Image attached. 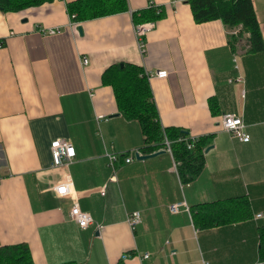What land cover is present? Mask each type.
<instances>
[{"label": "crops", "instance_id": "0c3cea01", "mask_svg": "<svg viewBox=\"0 0 264 264\" xmlns=\"http://www.w3.org/2000/svg\"><path fill=\"white\" fill-rule=\"evenodd\" d=\"M73 1L0 10V246L25 243L35 264L262 262L264 217L256 214H264V49L246 52L245 33L232 50L236 28L196 22L188 0H126V11L84 21L68 12ZM252 3L264 43V0ZM150 6L163 16L145 33L141 52L133 13ZM49 28L58 31L44 33ZM123 63L166 70L148 79L161 125L206 139L204 165L190 182L181 181L165 148L135 157L146 154L140 125L119 111L101 80L108 66ZM223 113L240 116L248 141L223 129ZM55 138L75 147L67 166L51 164ZM107 154L116 156L113 166ZM64 175L73 198L52 189ZM241 195L252 218L195 227L191 206ZM73 200L92 217L85 228L69 217ZM132 212L140 217L134 226Z\"/></svg>", "mask_w": 264, "mask_h": 264}, {"label": "trees", "instance_id": "16d2710c", "mask_svg": "<svg viewBox=\"0 0 264 264\" xmlns=\"http://www.w3.org/2000/svg\"><path fill=\"white\" fill-rule=\"evenodd\" d=\"M50 0H0V10L19 11ZM193 19L200 23L219 19L228 30V43L232 50L240 38L248 33L246 52L264 49L259 22L252 0H188ZM69 13L76 21L102 17L128 9L126 0H75L67 4ZM133 13V23L157 20L163 16L162 9L153 6ZM102 83L111 86L117 108L129 119L137 120L143 134L142 151L151 153L165 148L164 140L170 142L172 155L178 164V174L183 182H190L204 165V137L191 142V136L176 127H163L155 107L146 72L133 63L108 66L101 75ZM209 108L216 112V102L209 99ZM192 143L189 148L188 144ZM195 227L208 229L252 218L253 213L247 196H233L213 201H204L190 207ZM260 240L259 259L264 264V224L258 227ZM0 264H35L28 246L17 243L0 246ZM63 264H74L72 262Z\"/></svg>", "mask_w": 264, "mask_h": 264}, {"label": "built area", "instance_id": "2783aa9c", "mask_svg": "<svg viewBox=\"0 0 264 264\" xmlns=\"http://www.w3.org/2000/svg\"><path fill=\"white\" fill-rule=\"evenodd\" d=\"M74 17V14L71 15V18ZM134 34L138 41L139 48L141 52H144V35L147 31L153 28L155 25V20H148L144 22L134 23ZM44 33L52 34L58 31V29L49 28L44 30ZM3 42L0 40V48H2ZM88 61L87 58H83V64H86ZM147 78H151L153 76L163 78L167 75V71L163 69L156 70L155 72H146ZM240 80V78H237V81ZM220 123L224 130L229 132L233 137L238 138L241 141H248L249 135L244 131V124L240 118L239 115L235 113H223L220 117ZM196 137H191V142L196 141ZM165 149L169 151L171 154V148H170V142L165 139L164 140ZM192 146V143L188 144V147L190 148ZM50 154H51V164L53 167H60V166H67L69 165L75 156V147L74 145L65 138H55L50 143ZM109 158L110 165L113 166V163L116 159V156L113 154H107ZM131 159L130 157H126L125 161L129 162ZM179 162L175 160V165H178ZM52 189L54 190L55 194L59 197H74V191L72 189V184L70 177L68 175H64L57 184L52 186ZM178 204H171L170 210L172 212L177 211ZM69 217L70 219L74 220L80 228L87 227L92 222L91 215L83 211L79 204L73 200L72 205L69 210ZM257 218H263L264 214L258 213L256 214ZM139 213L138 212H132L128 214V223L131 226H134L136 223L139 222ZM148 253H144L143 257H147ZM259 264H263V262H260Z\"/></svg>", "mask_w": 264, "mask_h": 264}, {"label": "water", "instance_id": "95a60500", "mask_svg": "<svg viewBox=\"0 0 264 264\" xmlns=\"http://www.w3.org/2000/svg\"><path fill=\"white\" fill-rule=\"evenodd\" d=\"M122 66V64H120ZM209 149V147L206 148V151ZM165 150H157L151 153H147V154H139L138 152H135V157L138 159H144V158H149L155 155H158L160 153H163Z\"/></svg>", "mask_w": 264, "mask_h": 264}]
</instances>
